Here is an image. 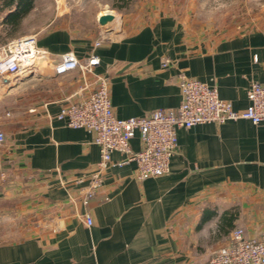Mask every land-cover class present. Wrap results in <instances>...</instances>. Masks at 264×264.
<instances>
[{
	"label": "crops",
	"instance_id": "obj_1",
	"mask_svg": "<svg viewBox=\"0 0 264 264\" xmlns=\"http://www.w3.org/2000/svg\"><path fill=\"white\" fill-rule=\"evenodd\" d=\"M82 1L95 3L100 34L54 11L24 31L39 0L15 18L17 1L0 0V46L36 34L55 58L100 59L94 74L58 76L43 65L10 86L0 80V264H205L235 228L264 240V122L179 128L169 172L143 180L135 161L118 165L125 155L114 152L103 186L85 204L100 148L86 129L57 117L96 87V75L107 78L123 118L179 106L180 73L244 110L251 84L264 82V18L213 30L211 0H138L135 13L123 12L132 0ZM106 12L122 17L119 32L114 21L99 23ZM130 145L140 149L138 135Z\"/></svg>",
	"mask_w": 264,
	"mask_h": 264
},
{
	"label": "built area",
	"instance_id": "obj_2",
	"mask_svg": "<svg viewBox=\"0 0 264 264\" xmlns=\"http://www.w3.org/2000/svg\"><path fill=\"white\" fill-rule=\"evenodd\" d=\"M63 1L54 0L57 7ZM99 63L95 53L84 61L73 52L55 58L38 45L36 34L22 36L0 46V80L7 86L22 76L39 74L43 65L60 76L73 70L94 74ZM96 82V87L85 98L63 106L57 114L66 125L90 132L100 148V159L84 196L85 204L93 200L103 186V176L113 163L114 152L125 155L118 165L135 161L136 177L143 180L169 172L171 158L178 149L179 128L239 118L250 119L255 124L264 122V82H253L247 90L248 105L244 110H236L219 96L216 86L180 73L182 100L179 106L158 108L145 116L126 118L119 117L114 111L107 78L96 75ZM136 135L141 140L139 150H133L130 145ZM5 140V132L0 129V145ZM85 220L87 224H93L89 214L85 215ZM205 264H264V240L248 237L243 228H235L230 242L219 248Z\"/></svg>",
	"mask_w": 264,
	"mask_h": 264
},
{
	"label": "rangeland",
	"instance_id": "obj_3",
	"mask_svg": "<svg viewBox=\"0 0 264 264\" xmlns=\"http://www.w3.org/2000/svg\"><path fill=\"white\" fill-rule=\"evenodd\" d=\"M137 1L138 0H132L131 3H126L123 6V12H137L140 8V6L135 3ZM236 2L238 3L229 5L224 3V0H211V21L206 22V24H211V29L213 30H219L228 26L243 24L247 22V19L250 17L259 16L264 18V0H237ZM94 4L95 3L85 5L82 0H64V2L57 7L53 0H39V6L34 14L26 21L24 31L31 30L30 25L44 23L54 11L65 14L59 21L64 19L68 21L69 24L78 26L83 32L94 31L100 34L102 27L98 25L97 19L93 16L96 7ZM48 6H51L50 9H47ZM116 15L118 16V13Z\"/></svg>",
	"mask_w": 264,
	"mask_h": 264
},
{
	"label": "water",
	"instance_id": "obj_4",
	"mask_svg": "<svg viewBox=\"0 0 264 264\" xmlns=\"http://www.w3.org/2000/svg\"><path fill=\"white\" fill-rule=\"evenodd\" d=\"M98 21L101 25H107L109 24L110 22L114 21L115 24L113 26V29L116 31V32H119L121 29H122V17L121 16H115L113 13L111 12H106L104 14H101L99 17H98Z\"/></svg>",
	"mask_w": 264,
	"mask_h": 264
},
{
	"label": "trees",
	"instance_id": "obj_5",
	"mask_svg": "<svg viewBox=\"0 0 264 264\" xmlns=\"http://www.w3.org/2000/svg\"><path fill=\"white\" fill-rule=\"evenodd\" d=\"M15 0H8L9 5L12 4ZM18 5H17V13L16 15H13V17L15 18L16 16H20V14L22 15H26V13L28 11H30V9L33 6V2L34 0H16Z\"/></svg>",
	"mask_w": 264,
	"mask_h": 264
}]
</instances>
